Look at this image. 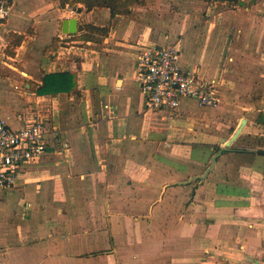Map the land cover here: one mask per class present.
Masks as SVG:
<instances>
[{
	"label": "crops",
	"instance_id": "obj_1",
	"mask_svg": "<svg viewBox=\"0 0 264 264\" xmlns=\"http://www.w3.org/2000/svg\"><path fill=\"white\" fill-rule=\"evenodd\" d=\"M34 1L16 0L0 30V120L19 129L30 109L50 112L70 148L48 155L14 189L0 190V264L259 262L264 61H248L243 45L252 30L260 36L264 18L258 25L216 16L176 38L175 27L168 37L163 31L183 17L159 11L173 0H133L114 15L83 0ZM67 7L81 13L74 35L65 33ZM229 25L238 30L232 40ZM59 33L72 36L67 45L60 46ZM152 46H176L184 68L220 84L221 104L185 101L172 121L148 110L137 55ZM58 73L73 76L72 90L41 91ZM243 120L240 136L211 168Z\"/></svg>",
	"mask_w": 264,
	"mask_h": 264
},
{
	"label": "built area",
	"instance_id": "obj_2",
	"mask_svg": "<svg viewBox=\"0 0 264 264\" xmlns=\"http://www.w3.org/2000/svg\"><path fill=\"white\" fill-rule=\"evenodd\" d=\"M16 0H0V30L14 15ZM68 20L80 21L77 8L65 9ZM72 36L59 33L60 46L67 45ZM5 45L0 43V54ZM63 56V55H61ZM138 80L146 97L148 110L163 112L168 121L180 117L185 101H194L203 108L221 104L220 84L209 80L198 68H184L176 46H152L137 55ZM24 125L13 129L0 120V190L14 189L20 178L32 171L48 155L61 156L70 148L62 142L54 127L50 112L30 109ZM256 264H264V257Z\"/></svg>",
	"mask_w": 264,
	"mask_h": 264
},
{
	"label": "rangeland",
	"instance_id": "obj_3",
	"mask_svg": "<svg viewBox=\"0 0 264 264\" xmlns=\"http://www.w3.org/2000/svg\"><path fill=\"white\" fill-rule=\"evenodd\" d=\"M59 4H65L69 3L70 5L74 4L76 1L79 0H53ZM113 1V0H112ZM115 2L117 0H114ZM129 1V0H127ZM194 0H186L185 1H178L173 0L171 1L172 6L169 8H166L163 10L162 8L159 9L160 12H163V14H177L181 15L183 17L181 24H166L164 29V34L166 37L172 34V31L170 30V27H175L177 29V32H175V37L177 38L180 34L186 33L188 30L191 29V27H201L203 26L204 22L207 21L208 18L212 17H226L228 20H235V19H242V18H248L251 22L255 21L256 23L262 21L264 18V0H241L242 4L240 5H233L229 2H223V1H206V0H197V6L192 7L190 4H192ZM36 3V0L34 1ZM181 4H184V6H181ZM32 7V11H34ZM154 11L157 12L158 8H154ZM198 17V19H191L190 17ZM191 19V20H190ZM227 20V21H228ZM223 20L220 19L218 21L217 26L220 27ZM253 25V24H252ZM230 29H228L229 36L231 37V40L233 38H236L235 32L238 31L236 26L229 25ZM253 32H250L249 36L247 37L248 44L243 45L244 53L246 54L244 57L254 64H260L259 59H262L264 61V28L262 32L260 33V36L254 35ZM234 34V35H233ZM229 37V38H230ZM11 41V40H10ZM202 44L205 43V35L202 37ZM13 43V42H10ZM189 111H200L199 108L195 106L188 105ZM221 127H219L218 131H221Z\"/></svg>",
	"mask_w": 264,
	"mask_h": 264
},
{
	"label": "trees",
	"instance_id": "obj_4",
	"mask_svg": "<svg viewBox=\"0 0 264 264\" xmlns=\"http://www.w3.org/2000/svg\"><path fill=\"white\" fill-rule=\"evenodd\" d=\"M86 4L87 8H91L92 6L98 5V6H109L112 14L114 15L115 12H122L124 11V7L126 5V2H132L133 0H125L124 3L121 0H117L116 2L113 0H83ZM118 1H120L118 3ZM209 1V0H206ZM210 1H216V0H210ZM217 1H223V2H229L233 5H240L241 0H217ZM112 5V6H111ZM124 5V6H123ZM95 28L88 26L87 27V37L88 39H93V36H90L91 33H93ZM75 83V80L73 76H71L69 73H58V74H51L44 80V85L42 87L43 92H54V93H61L66 94L69 93L70 90H72L73 85ZM218 151L219 149H215ZM261 154H264V152H261Z\"/></svg>",
	"mask_w": 264,
	"mask_h": 264
},
{
	"label": "water",
	"instance_id": "obj_5",
	"mask_svg": "<svg viewBox=\"0 0 264 264\" xmlns=\"http://www.w3.org/2000/svg\"><path fill=\"white\" fill-rule=\"evenodd\" d=\"M65 27H66L65 28V33H69V34H72V35L76 34L77 33V20L72 19V20L66 21ZM244 125H245V120L242 121V123L240 124L239 128L233 134L231 139L225 143V147L221 148L219 150V152L214 156L213 164H212L211 168H213L215 166V164L217 162V158H219L224 152L230 150V147H231L232 143L235 142L238 139V137L240 136ZM211 168L208 170V172L211 170Z\"/></svg>",
	"mask_w": 264,
	"mask_h": 264
}]
</instances>
